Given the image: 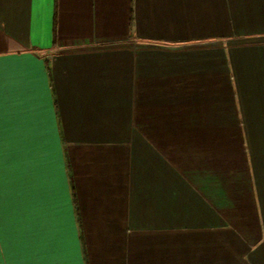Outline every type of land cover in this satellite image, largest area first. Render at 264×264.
I'll return each mask as SVG.
<instances>
[{"label": "crops", "instance_id": "obj_1", "mask_svg": "<svg viewBox=\"0 0 264 264\" xmlns=\"http://www.w3.org/2000/svg\"><path fill=\"white\" fill-rule=\"evenodd\" d=\"M0 264H264V0H0Z\"/></svg>", "mask_w": 264, "mask_h": 264}, {"label": "snow or ice", "instance_id": "obj_2", "mask_svg": "<svg viewBox=\"0 0 264 264\" xmlns=\"http://www.w3.org/2000/svg\"><path fill=\"white\" fill-rule=\"evenodd\" d=\"M4 243L3 228H2V216H0V246ZM20 264H26V262H20Z\"/></svg>", "mask_w": 264, "mask_h": 264}]
</instances>
